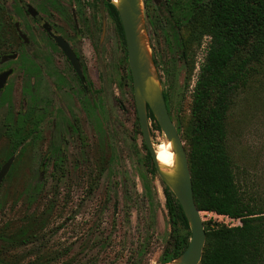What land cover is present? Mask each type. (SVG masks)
<instances>
[{
    "label": "rangeland",
    "instance_id": "1",
    "mask_svg": "<svg viewBox=\"0 0 264 264\" xmlns=\"http://www.w3.org/2000/svg\"><path fill=\"white\" fill-rule=\"evenodd\" d=\"M146 2L145 43L168 95L170 117L185 144L192 123V90L209 38L195 39L191 25L179 30L177 42L166 0ZM90 10L101 24L100 13ZM100 38V31L92 34L91 45ZM85 45L92 77L95 69L101 74L100 82L92 78L99 92H89L84 100L82 92H56L58 100L51 105L50 92L41 96L35 81H27L26 92H16L14 103L11 98L6 122L11 129L22 126V139L10 132V142L2 139L0 111V166L14 157L0 184V234L15 231L28 215L45 210L44 199L56 196L58 207L46 232L54 247L71 246V257L91 264L98 248L109 243L110 251L95 264H128L132 258L139 264H160L171 231L163 183L151 171L143 147L123 47L108 17L102 53ZM149 130L154 145L165 141L151 120ZM227 146L237 180L264 196V85L239 92L234 99L227 119ZM201 217L203 223L239 225L212 213L202 212ZM2 245L0 241V249ZM36 247L16 249L0 264H14Z\"/></svg>",
    "mask_w": 264,
    "mask_h": 264
},
{
    "label": "trees",
    "instance_id": "2",
    "mask_svg": "<svg viewBox=\"0 0 264 264\" xmlns=\"http://www.w3.org/2000/svg\"><path fill=\"white\" fill-rule=\"evenodd\" d=\"M110 1L106 9L116 26L126 63L123 29ZM143 3L148 15L146 0ZM166 6L177 42L179 30L191 25L195 39L209 38L192 90V123L184 144L195 205L200 212L239 222L236 226L204 223L206 241L199 264H264V196L237 180L227 146V119L234 99L239 92L264 85V0H166ZM163 97L168 108L165 92ZM147 115L160 130L149 108ZM151 171L155 172L153 165ZM163 192L171 231L160 264H167L186 249L190 231L178 201L164 184ZM44 201L45 210L28 215L15 231L0 234V260L33 245L36 251L17 257L14 264H87L70 256L71 246L50 243L46 232L58 200L54 196ZM108 245L98 248L91 264L110 251ZM131 260L128 264H139L136 258Z\"/></svg>",
    "mask_w": 264,
    "mask_h": 264
},
{
    "label": "flooded vegetation",
    "instance_id": "3",
    "mask_svg": "<svg viewBox=\"0 0 264 264\" xmlns=\"http://www.w3.org/2000/svg\"><path fill=\"white\" fill-rule=\"evenodd\" d=\"M106 2L107 0H0V111L4 115L2 139L10 142V132L13 136H21L22 126L11 129L6 118L9 117L11 98L14 103L16 92H26L27 81H35V91L41 96L44 92H50L51 105L58 100L56 92H82L84 100L89 92L100 91L99 87L92 85V78L100 82L101 74L95 69L92 77L86 62L85 43L90 51L94 52L96 48L102 53L108 17L122 47L116 26L108 15ZM90 8L100 13L101 24L95 21ZM97 31H100L101 38L91 45V36ZM62 44L67 45V50L74 56V62L65 53ZM119 49L121 50L120 47ZM126 65L132 87L127 58ZM74 122L77 123V120ZM75 130L82 145H85L80 127L76 126ZM17 143L21 144L19 141L13 145ZM11 158L14 159L13 155L6 162ZM6 162L0 166V170Z\"/></svg>",
    "mask_w": 264,
    "mask_h": 264
},
{
    "label": "water",
    "instance_id": "4",
    "mask_svg": "<svg viewBox=\"0 0 264 264\" xmlns=\"http://www.w3.org/2000/svg\"><path fill=\"white\" fill-rule=\"evenodd\" d=\"M124 33L127 51V62L132 78L133 97L141 130L143 142L150 154L155 171L178 201L187 220L190 239L186 249L175 260L167 264H199L206 241V233L201 213L194 202L191 174L184 143L169 115L159 79L154 72V64L145 43V28L143 20V0H114ZM66 45V44H65ZM61 45L65 53L75 61L67 50V45ZM147 108L151 111L165 141L171 143L175 155V164L171 172H165L156 160V150L151 139ZM13 158L8 160L0 170V181L6 175Z\"/></svg>",
    "mask_w": 264,
    "mask_h": 264
},
{
    "label": "bare ground",
    "instance_id": "5",
    "mask_svg": "<svg viewBox=\"0 0 264 264\" xmlns=\"http://www.w3.org/2000/svg\"><path fill=\"white\" fill-rule=\"evenodd\" d=\"M117 2V0H114ZM156 150V160L160 167L165 172H171L175 164V155L172 152L171 143L167 141H161L154 145Z\"/></svg>",
    "mask_w": 264,
    "mask_h": 264
}]
</instances>
